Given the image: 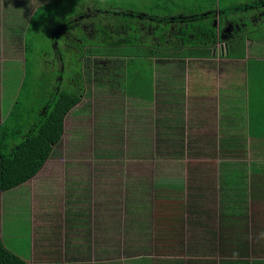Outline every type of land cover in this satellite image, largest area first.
Wrapping results in <instances>:
<instances>
[{
    "label": "trees",
    "instance_id": "1",
    "mask_svg": "<svg viewBox=\"0 0 264 264\" xmlns=\"http://www.w3.org/2000/svg\"><path fill=\"white\" fill-rule=\"evenodd\" d=\"M10 1L0 0V19L1 16L4 17L5 10L9 12L6 16L14 18L11 21H22L20 25L26 26L35 0H25L26 6L21 5V2ZM66 1L52 0L44 5L52 8L57 5L63 11L51 12L48 19L51 22L55 20L58 23L62 14H65L61 23H50L55 34L61 32L59 36L55 35L54 39L45 36V33L50 34V27L46 19H43L42 42L34 37L32 31L29 32V37H22L26 52V73L18 101H25L18 102L17 108L26 110L22 119L26 118L25 121L22 120V125L10 126L8 122L12 117L5 119V123L0 125V192L15 189L35 177L49 159L63 156L62 140L64 132L68 133L69 130L65 127L68 116L74 120L69 130L72 136L70 141H66L71 149L65 154L73 152L77 156L81 151L95 152L94 146L98 151L105 144L104 138L108 137L110 130L115 126L119 127V119L123 120L124 117V106L120 103L117 110L111 108L110 111L111 114L113 111L120 113L117 119L113 117L115 123H111L108 114L103 116V120H99L95 100H101L102 93L112 94V97L116 96L119 100L133 96L132 98L139 100L151 101L155 81L152 70L156 66L168 64L167 67L172 70V74L166 78L168 90L172 95L176 94L179 92L178 85L185 82L183 72L189 67L187 59L208 57L218 40L217 29L203 20L200 6V3L206 4L212 0H124L122 6L115 4L113 0H70L69 4H65ZM4 4L6 9H3ZM126 4L131 8H123ZM262 4L264 0L232 5L227 11L238 13L245 6L259 7ZM80 5L82 8H79ZM44 10L46 15L49 14V9ZM223 11L225 16L230 14ZM231 18V22L239 25L245 21L243 18ZM37 22L34 20V23ZM30 23L31 26L34 25L33 21ZM2 30L7 31L9 40L15 43L17 28L9 25ZM222 31L220 29V33ZM245 39L244 36L228 45L233 58L246 57ZM57 40L59 45L54 46L53 43ZM37 46L38 49L35 48ZM62 49H68L70 57H64ZM87 57L91 59L85 61ZM96 57H100L103 64L96 60V63L92 62ZM39 58L42 61L36 63ZM49 59L56 67L53 71L46 64ZM252 61L253 58L248 59V62ZM93 94H97V98ZM260 102L261 99L257 97L251 98V106L248 108L249 132H246L247 118L242 113L241 106H236L230 115L222 118L220 132L204 124H214V119L204 123L198 121L199 119L190 120L185 123L189 125L186 134L180 132L183 128L186 129L184 122L174 124L167 120L166 126H157L155 151L151 149V154L160 165L165 161L173 162L178 172L171 177L159 174V179L153 173L155 180L144 179L142 174L135 171L129 172L126 182L120 186V198L126 205L124 218H127L125 221L129 227L136 229L138 233V228L145 223L147 217L142 215L143 209L150 203L159 210L172 212L170 218L167 214L157 218L159 224L163 225L172 220L176 224V220H181L183 225L189 222L190 226L197 228L194 237L189 241L185 239L181 244V247L185 245L183 251L197 254L195 258L188 260L191 264H264V213L262 215V212L252 210L257 206L263 210L264 201L256 196L254 189L264 192V185H253L249 176L254 169L264 172V161L253 159L248 167H244L247 164L243 161L247 158L252 144L246 140V136L264 138V109L259 108ZM115 104L118 103L109 102L105 109ZM92 115H95V122H91ZM130 119L137 122V113ZM177 120L181 121L180 116L175 117L174 121ZM25 123L28 125L27 131L23 126ZM93 128L96 133H93ZM8 136L18 141L12 148L7 143ZM233 139L242 140L241 146L233 144ZM147 140L138 137L136 148H139V152H134V155L140 153L142 159L146 157L143 149L146 148ZM259 144L261 147L257 145L258 148L254 149L264 154V143ZM172 146L176 149H172ZM230 149L232 152L236 151V155ZM117 150L123 149L119 147ZM187 151L192 158L187 156ZM180 155H185L186 158H181ZM103 156L113 155L104 150ZM127 163L133 166L129 161ZM181 165L186 166L184 172L178 170ZM231 169H247L248 174L239 177L240 186L231 181V176L228 175ZM94 177L97 181L96 173ZM155 191L171 200L154 203ZM217 200L221 203L218 204L219 217L210 221L216 213V204L213 201ZM95 206L98 207L97 210L93 209V204L88 205L86 210L82 206L77 211L68 208L64 210L63 216L56 210L61 211V206L48 205V209L42 208L41 211L49 212L34 225L32 252L37 260L33 264H62L63 260L70 264L77 261L78 253L86 256L91 251L93 254L102 253L107 256L105 260L117 255L115 247L94 246L101 237L99 233L96 234L97 239L94 242L87 240L86 234L93 223L98 225L96 231L115 229V226L118 228V218L122 214H115L117 218L109 217L107 205L98 203ZM135 208H139L140 213L135 212ZM45 220H49L50 224H41ZM80 227L86 228L85 235L78 231ZM63 228L72 233L64 239V245L59 240V236L63 235ZM109 233L112 231L109 230L106 234ZM18 245L17 241L11 242L0 232V264H29L26 254L20 253L24 252L26 244L21 245V251L18 250ZM218 247L227 256L220 262L213 254ZM83 248L88 251L82 252ZM126 248L129 246L126 245ZM117 249V252L122 251L118 247ZM185 260L179 257L171 261L185 264Z\"/></svg>",
    "mask_w": 264,
    "mask_h": 264
},
{
    "label": "rangeland",
    "instance_id": "2",
    "mask_svg": "<svg viewBox=\"0 0 264 264\" xmlns=\"http://www.w3.org/2000/svg\"><path fill=\"white\" fill-rule=\"evenodd\" d=\"M4 1V0H3ZM21 2V5L24 6L25 0H11L10 2ZM70 0H67L65 4H69ZM114 3L118 5H123L124 0H113ZM257 1L260 0H221V6L222 8L227 5H239V4H248V3H257ZM26 6V4H25ZM56 7L48 10V12H54L58 11L59 13L63 12L60 10V8L55 5ZM17 7V6H15ZM131 8L129 4H126V6H123V8ZM79 8H82L80 5ZM84 8L85 4H84ZM3 9H6V5L4 4ZM117 10H121L119 8H116ZM252 8H249L251 10ZM216 11L215 9L207 10V11ZM4 17L1 16L0 19V29L4 27L13 26L11 25V19L12 17L6 16L5 10L3 11ZM250 14L248 20H246V23L248 21H252L253 15H251V12L249 11H243L240 10L238 13H235L234 15H231L234 18H242V15ZM65 14H62V16ZM216 15L218 16V11H216ZM215 15V16H216ZM221 20H223V16L219 14ZM61 16V17H62ZM232 19V18H230ZM10 20V21H9ZM210 21V23L213 25L215 21L211 18L207 19ZM48 23V26L50 27V34L45 33L46 37H53L52 35L59 36L61 32L59 31V34H53L54 30L52 29L50 23L52 25H57V22L53 20L52 22L50 20H46ZM85 23V22H83ZM245 24L243 22L241 25ZM235 25V23L233 24ZM241 25L238 24V26L241 27ZM236 26V25H235ZM263 26V25H261ZM14 27V26H13ZM225 26H222L224 29ZM237 32L243 33V30L237 29ZM261 34H264V29L259 30ZM42 33H44L42 31ZM246 37V36H245ZM243 39V38H242ZM252 43L255 45H264V38L260 37V34L257 36H251ZM40 41V40H39ZM4 44L8 42V40L3 41ZM48 42V41H47ZM241 43V42H240ZM223 47L225 45H222ZM221 47L220 45L217 46ZM214 51V49H213ZM62 54L64 57L67 55L70 57V52L68 49H62ZM91 57H87L85 61ZM97 58V57H96ZM94 58L92 62H98L102 63V60L100 57L97 59ZM21 59V58H20ZM53 59V57L51 58ZM99 59V60H98ZM189 59H187L188 61ZM11 61H15V59H11ZM41 62L42 58L37 59L35 62ZM23 62L25 63V60L23 61H17L15 64H12V62L0 61V88H3V96L2 101L4 103V111L7 112V109L10 105H13L14 102L17 100V98L14 100V102H10L7 100L6 96L10 95V98L13 96L10 94L11 90L10 87H15L17 85L18 80H21L26 73L25 67L23 65ZM95 62V63H96ZM190 63V61H188ZM50 70H54L56 67L52 65V63L47 61L46 63ZM95 65V64H94ZM207 63L201 62L200 65L197 66V61L194 60L192 64H190V68H199L204 69L206 67ZM167 65L162 66V69H164ZM48 69V70H49ZM94 69V68H93ZM227 69L232 70L231 66H227L226 68H223V66H220L221 73L225 72ZM96 71L94 70V73ZM164 72V70H163ZM89 72L87 71V74ZM223 76H226V73L222 74ZM220 74V77H222ZM166 75L161 76L159 81L166 80ZM241 86H245V83L240 82ZM10 86V87H9ZM9 87V88H8ZM226 88L229 90L232 94H238L240 98H242L243 92L242 90H236L235 84L231 83L226 86ZM254 95L258 97L259 99L262 98V95L259 94V91H255ZM95 98H97V94H93ZM116 96L112 97L111 95H106V93L101 94V100L97 98V101L95 100V103L97 104V113L99 120H103V116L108 114L110 115L111 123L114 122V118L117 119L118 115L120 113L113 111L114 113L111 114V108L117 110V105H119L121 102L119 98H115ZM108 100V101H107ZM25 100L20 101L23 102ZM118 103L113 105L112 107H109L105 109L108 105V103ZM24 103V102H23ZM95 104V106H96ZM234 105V104H232ZM17 113H20L21 116L26 115V110H19L18 108L15 109ZM30 113V109H28ZM137 113L138 121H131V117L135 116ZM175 114L176 112H161L158 110L157 105L155 102H143L140 106L129 105L127 107V111L124 114L123 120L119 119V127L115 126V128L111 129L108 133V137L104 138L106 141L104 145H101L98 148L94 146L95 152L93 150L88 151H81L80 155H74L73 152H69V148L71 147L67 145L66 141H70V137L72 136V133L69 131L71 129L73 118L68 116L66 118V124L65 127L67 132H64L63 134V144L62 145V154L63 156H57L49 159L39 175L33 179L31 182L34 184V187L32 191L29 189V187H24L20 189H11L5 192H0V220L2 216V227L0 228V232L2 236L5 238H8L11 242L19 243L18 250L21 251L23 248L21 245L26 244L24 248V252H20L22 255H25L27 257V260L29 261V264H33L37 259L35 258L34 253H29L30 247V239L33 238L32 228H30V224L36 223L38 224V221L42 219L47 213L46 211H41L42 208L48 206V205H57L61 204L60 208H63L65 206V210L68 208H72L73 205H79L77 207L82 206L85 210L88 209V205H94L93 209L97 210L98 207L95 206L98 203L107 205V210H109V217H114L115 214H122L120 218V226L117 228L115 226V229H108V230H101L96 231L95 228L98 226L97 224L93 223L92 227L87 232V240L94 242L95 239H97L96 234H100L101 237L98 238L99 242L94 243L95 247H101V246H108L109 248L115 247V253L117 255L113 256L111 259H104L107 258V256L99 254H93V251L89 253V255L85 254H79L77 255V261L71 262L70 264H131L133 262L138 261H149V260H175L179 257H183L186 260H191L192 258H195L197 254L195 253H187L186 251H183L185 249L184 247H181L182 241L191 240L194 237V232L197 231V228L195 226H190L189 222H186L185 225H183V222H180L176 220V224H174V220L168 221L167 223H164L163 225L159 224L157 222V218L161 217L164 214H167L170 218L172 215V212L170 210L163 211L159 210V208H156V206L151 205L150 203L148 207L145 206V209H143L142 215L147 216L145 223L141 225L138 228V233L136 232V229L130 228L129 225L126 223L125 220L127 218H124L126 213V205L124 201L122 202V198H120V186L126 182V178L129 175V172L135 171L136 173L142 174V177L144 179L150 178L151 180H155L153 177V173L157 174V179L160 178L159 174L166 177H171L177 175L178 172L176 170V166L173 162L165 161L160 165L158 163L153 155L151 154V151L149 150V144L153 143L154 139L151 137L149 131L150 127L154 125V123L157 122V119L159 117H166L168 120H171L172 123L178 124L179 120H175ZM114 117V118H113ZM26 117H23L25 121ZM130 119V120H129ZM134 119V118H133ZM108 120V119H105ZM91 122H95V115H92ZM210 124H213L209 122ZM124 126V130H123ZM121 127V130L119 129ZM139 130H142L141 132ZM137 134H136V133ZM236 132V131H234ZM246 132H249V130ZM93 133H96L95 128H93ZM142 135V137L140 136ZM144 136V137H143ZM140 138H147L146 148L143 149V152L146 151V157L143 159L141 158L142 154L134 155V152H139V148H136L137 142L136 140ZM242 139V137H240ZM242 141V140H241ZM238 139H233V144H236L238 146H241L242 142ZM255 143L252 142L251 145ZM250 145V144H249ZM248 149L249 153L247 158H244L243 161L247 165L244 167H248V164L253 159H257L259 161H264V154L259 153L260 150L254 149L257 145L261 147L259 142H257L254 146H251ZM122 148L123 150H117ZM172 149H176L175 146L171 147ZM258 148V147H256ZM113 149V150H111ZM152 149V148H151ZM104 150L109 151L113 156L106 157L103 156ZM231 150V149H230ZM232 152V150H231ZM239 153V152H238ZM259 153V155H257ZM233 155H236V151L232 152ZM255 154V155H253ZM101 157V158H100ZM182 158V157H181ZM239 159V158H238ZM126 160V161H124ZM184 161L183 159H181ZM241 160V159H240ZM130 162L133 166H130L127 162ZM68 162H71L70 165H68ZM240 165V164H239ZM237 165L238 167H240ZM186 166L181 165L178 170L185 171ZM247 169H231L228 173L229 176H231V181L233 184H237L240 186L239 177L248 174L246 172ZM251 171V169H249ZM253 170V168H252ZM95 173L97 177V181H95ZM78 174V175H77ZM239 175V176H238ZM250 178L252 179L253 185H264V182L262 181L264 179V172H259L257 169L253 170V173H249ZM149 179V181H150ZM49 188L41 189V186H48ZM260 187V186H259ZM73 190H72V189ZM68 189H71L70 192L71 195L69 197ZM256 196L260 198L261 201H264V192L263 191H256V188L254 189ZM159 191H155L154 193V203L159 204V202L166 200H171V198H168L166 196H163L161 193H158ZM74 194H77V196H80L79 198H71ZM67 198V199H65ZM83 198L87 203H77L76 201L78 199ZM184 198V196H183ZM158 199V200H157ZM69 200L71 202H69ZM77 203V204H76ZM95 203V204H94ZM215 206V212L212 215V218L210 219H216L219 217L218 212H220V209L218 207V204H221L218 200L215 202L213 201ZM118 205V206H115ZM214 206V205H212ZM211 206V207H212ZM213 208V207H212ZM73 209V208H72ZM214 209V208H213ZM253 211L262 212V215L264 213V207L263 210L257 206L252 208ZM51 211V209H50ZM135 212H139V208L134 209ZM38 217V218H37ZM116 217V216H115ZM185 217V214H184ZM37 218V219H36ZM117 218V217H116ZM38 220V221H37ZM48 225L49 220L43 221L41 224ZM216 223V222H213ZM65 226V225H64ZM148 226V227H147ZM184 226V227H183ZM174 227V228H172ZM147 228V230H145ZM149 229V230H148ZM67 228H63V238L70 236L72 233L66 232ZM112 231V233H108V231ZM82 235V234H81ZM117 236V237H116ZM120 236V238L118 237ZM77 242V241H74ZM132 244V245H131ZM145 244L146 246H142ZM186 244V243H185ZM126 245L129 246V248H126ZM125 246V247H124ZM121 249L122 251L117 252L118 249ZM81 248V247H80ZM88 249L83 248L82 252L86 253ZM214 258L216 260L222 261V258H227V256L223 255L221 253L220 248L218 247L214 251ZM70 257V256H69ZM68 257V258H69ZM103 258V259H102ZM255 259V258H253ZM250 260H252L250 258ZM117 262V263H116ZM55 264V263H53ZM62 264H69L68 261L64 262L62 261Z\"/></svg>",
    "mask_w": 264,
    "mask_h": 264
},
{
    "label": "crops",
    "instance_id": "3",
    "mask_svg": "<svg viewBox=\"0 0 264 264\" xmlns=\"http://www.w3.org/2000/svg\"><path fill=\"white\" fill-rule=\"evenodd\" d=\"M52 0H35V4L31 7L30 11L31 14H29L30 19L29 22L24 25H20L22 21H15L12 22L11 25L15 26L17 28L18 34L15 36V43H12L9 39L8 33L5 30H0V61H5L7 60L8 62H12V64H15L17 61H21V59L24 61L25 60V49H24V39L22 38L23 36L29 37L30 36V31L31 33H34V37H36L38 40L41 42L43 41V38L41 37L42 29L44 28L43 22L41 20L49 19V14L46 15V12H44V9H50L51 6H44L47 3H50ZM53 3V2H52ZM54 5L56 3H53ZM200 6L202 8V13H203V20H205L207 23L213 27V25L208 21L207 19L211 18L215 21L214 23V28L218 30L223 29L222 26H225L223 29V34L224 38L222 42H225V46L223 47H218L216 51H211V55L208 57H195V58H188L190 61L189 67L186 69L185 72H183V81L184 83H181L178 85L179 92L176 94H171L170 91L168 90V85L167 81L164 80V82L159 81L161 76L166 75V78L169 77L171 73V69H169L167 66L162 69L161 67L156 66L152 70L153 72V77H154V88H152V100L148 99L145 102H155V104L158 107V110L161 112H176L175 117L180 116L181 121L179 120V123H188L190 120H197L201 121L204 123L207 120H213L214 119V124H209V123H204L206 124L209 128L213 130H217V132H220V124H222V118L226 117L227 115H230L233 112V109L236 106H241L242 108V113H245V117L247 118V131H248V126H249V121H248V108L251 106V98L256 97L254 95L255 91H259V94L262 95L261 102L259 105V108L264 109V45H255L252 43L251 36H257L260 34L261 38H264V34H261L259 30L264 29V4L260 5L259 7H247L245 6L243 11H249L251 12L252 21H248L246 23V20H248L250 14L242 15L241 17L245 20V24H243L242 27H238L233 25L234 22H231L230 19L231 15H234L235 12L227 11L228 9L232 8V5H227L222 8L221 6V0H212V1H207L206 4L200 3ZM249 8H252L249 10ZM215 9L218 11V16L216 15V11H207ZM230 12L227 16H225V11ZM238 11V10H237ZM221 14L224 18L222 21L218 23L219 20H221L222 17H220ZM216 15V16H215ZM63 16L60 19V21L57 23H61ZM34 20L38 21L37 23H34ZM33 21V26H31V23ZM18 22V23H17ZM263 25V26H261ZM4 27V26H3ZM243 30L242 32L238 33V30ZM32 29V30H30ZM54 30V28H52ZM26 32V33H25ZM55 34V30L53 32ZM20 36V37H19ZM53 37L51 39L55 38V35H52ZM244 36H246L245 42L247 44L246 46V52L247 55L243 59H237L233 58L230 55L228 45L233 44V40L237 41L238 39H242ZM8 38V39H7ZM8 40V43L4 44L3 41ZM40 46V42H36ZM54 46L59 45V40L53 43ZM53 46V47H54ZM38 49V46L35 47ZM21 58V59H20ZM249 58H253L252 62H248ZM11 59H15V61H11ZM197 61V66L201 64V62L207 63L206 67L204 69H199L197 67L195 68H190V64L193 62ZM23 65L25 66V63L23 62ZM220 66H223V68H226L227 66H231L232 70L227 69L225 72L221 73ZM26 70V68H25ZM164 70V72H163ZM226 73V76H223L222 74ZM220 74L222 75L223 78L220 77ZM22 77H24L22 75ZM165 78V79H166ZM23 78L21 80H18L17 85L15 87H10L11 90V95L13 96L10 98L9 96H6L7 100L10 102H14V100L17 98V100L14 102L13 105H10L7 109V112L5 113L4 111V103L2 101V96H3V88H0V125L5 123V119L10 118V122L8 124H11L10 126L20 124L22 125V116L20 113H15L14 110L17 109V106L19 105V99L21 98V93H22V86H23ZM240 82L245 83V86H241ZM2 83V82H1ZM0 83V84H1ZM160 83V84H159ZM235 84L236 90H242L243 95L242 98L238 96V94H232L229 92V90L226 88L227 85L229 84ZM8 87V88H9ZM131 97H124L122 100H120L121 104L124 106L123 114L127 111V107L129 105H134L135 106H140L143 104L144 100H139L137 98H132ZM258 98V97H257ZM135 101V103H134ZM141 102V104H138V102ZM19 102V103H18ZM120 104V105H121ZM234 104V105H232ZM122 109V108H120ZM21 110V108H19ZM22 111V110H21ZM178 113V114H177ZM257 117V115H256ZM255 117V118H256ZM205 118V119H204ZM168 119L166 117H159L157 119V122L154 123L150 127V135L154 139V142L156 140L155 136V129L157 126H160L161 124L166 126V121ZM232 124V123H231ZM25 127V131H27L28 125L25 123L23 125ZM186 129H182L180 132H183L186 134V131L189 129V125H186ZM226 126H229L226 125ZM9 141L7 142L9 147L12 148L16 143H18L17 140H13L12 136H8ZM246 140L248 142H263L264 143V138L261 137H251L250 135L246 136ZM153 143H149V150H151V145H154ZM153 151H155V145L152 148ZM188 152V151H187ZM182 158H186L185 155H180ZM187 156L192 158L191 154L188 152ZM43 169V168H42ZM41 172V171H40ZM39 172V173H40ZM39 173L30 179L29 181L23 183L22 185L16 187V189L24 188V187H29V189L32 191L34 184L31 182L33 179H35ZM44 188H49L48 186H41V189ZM72 189V188H71ZM71 189H68L69 197L71 195ZM80 196H77V194H74L73 197L71 198H79ZM67 199V198H65ZM69 202H71L69 200ZM77 203H87L83 198L78 199L76 201ZM76 203V204H77ZM61 204H57L55 206H60ZM79 205H73L72 208L74 211L78 210ZM45 208L48 209L46 206ZM57 213H61L63 216V212L65 210V206L59 211V209H56ZM66 211V210H65ZM38 218V217H37ZM36 218V219H37ZM38 221V220H37ZM2 216L0 220V228L2 227ZM34 225L36 223L30 224V228H32V233L34 229ZM77 227V226H76ZM78 231H81V234L85 235L86 228L80 227ZM64 234V232H63ZM59 240L62 242V245H64V238L63 235L60 237ZM34 238H31L30 241V249L29 253H33V243H34ZM27 259V257H26ZM185 264H191L188 260H185ZM29 263V262H28ZM117 263V262H116ZM183 263V262H182ZM118 264V263H117ZM124 264V263H122ZM131 264H181L179 262H174L171 260H149V261H138V262H133ZM195 264H202V263H195Z\"/></svg>",
    "mask_w": 264,
    "mask_h": 264
},
{
    "label": "water",
    "instance_id": "4",
    "mask_svg": "<svg viewBox=\"0 0 264 264\" xmlns=\"http://www.w3.org/2000/svg\"><path fill=\"white\" fill-rule=\"evenodd\" d=\"M218 33H219V34L217 35L218 40H217V42L214 43V47H213V49H217V46H218V45H220L221 47H222V45H226L225 42H224V43L222 42V40H223V38H224V34H223L224 32L222 31V33H220V30H218ZM214 51H215V50H214Z\"/></svg>",
    "mask_w": 264,
    "mask_h": 264
},
{
    "label": "flooded vegetation",
    "instance_id": "5",
    "mask_svg": "<svg viewBox=\"0 0 264 264\" xmlns=\"http://www.w3.org/2000/svg\"><path fill=\"white\" fill-rule=\"evenodd\" d=\"M236 24V23H235ZM236 26H238V24H236Z\"/></svg>",
    "mask_w": 264,
    "mask_h": 264
},
{
    "label": "clouds",
    "instance_id": "6",
    "mask_svg": "<svg viewBox=\"0 0 264 264\" xmlns=\"http://www.w3.org/2000/svg\"><path fill=\"white\" fill-rule=\"evenodd\" d=\"M215 51L217 50V49H214Z\"/></svg>",
    "mask_w": 264,
    "mask_h": 264
}]
</instances>
